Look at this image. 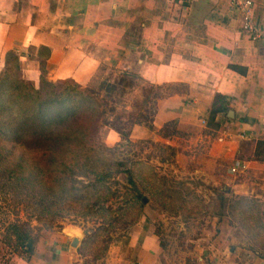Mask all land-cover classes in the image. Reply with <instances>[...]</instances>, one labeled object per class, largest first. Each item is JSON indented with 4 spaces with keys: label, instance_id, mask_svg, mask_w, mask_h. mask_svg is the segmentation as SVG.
Returning a JSON list of instances; mask_svg holds the SVG:
<instances>
[{
    "label": "crops",
    "instance_id": "crops-1",
    "mask_svg": "<svg viewBox=\"0 0 264 264\" xmlns=\"http://www.w3.org/2000/svg\"><path fill=\"white\" fill-rule=\"evenodd\" d=\"M237 1L244 0H0V72L6 54L15 50L23 77L38 87L37 54L46 46L52 81L71 79L85 88L112 71L169 89L156 100L154 130L135 124L130 139L155 135L175 146L183 137L156 136L173 123L187 134L188 147L207 145L210 159L225 161L220 175L231 178L235 195L255 198L263 206L254 237L231 216L214 215L218 232L212 242L193 250L178 243L167 247L157 230L158 214L146 206L143 218L98 259L79 251L85 231L66 224L62 230L43 231L31 254L1 247L0 264H264L259 243L264 235V37L243 33ZM252 1L253 18L264 31V0ZM219 94L229 98L232 113L217 114L212 125ZM121 139L108 128L107 144ZM196 171L210 175L204 168ZM68 225L79 227L82 236L67 233Z\"/></svg>",
    "mask_w": 264,
    "mask_h": 264
},
{
    "label": "trees",
    "instance_id": "trees-1",
    "mask_svg": "<svg viewBox=\"0 0 264 264\" xmlns=\"http://www.w3.org/2000/svg\"><path fill=\"white\" fill-rule=\"evenodd\" d=\"M50 54L46 46L38 49V87L23 77L15 50L6 54L0 72V210L11 215L0 219V243L10 252L31 254L41 232L52 229L59 220H94L99 226L85 230L79 251L98 259L106 253L113 232L127 230L143 218L145 198H155L167 207L171 195L156 183L158 174L152 166L141 160H132L129 166L127 160L113 156L112 147L93 145L97 124L107 113L100 92L71 79H48ZM123 75L138 79L135 74ZM106 85L108 92L116 89L111 82ZM229 111V98L216 95L210 124L217 114ZM153 119L147 125L152 129ZM134 123L144 124L141 119ZM107 125L119 132L122 140L132 142L129 132ZM163 130L168 132L164 137L179 133L173 123ZM160 179L164 181V177ZM238 200L248 202L250 209L255 203L243 196ZM231 208L236 219L233 211L237 207ZM257 217H250L255 227L250 221L246 225L253 237L260 228ZM96 245L101 248L92 249Z\"/></svg>",
    "mask_w": 264,
    "mask_h": 264
},
{
    "label": "rangeland",
    "instance_id": "rangeland-1",
    "mask_svg": "<svg viewBox=\"0 0 264 264\" xmlns=\"http://www.w3.org/2000/svg\"><path fill=\"white\" fill-rule=\"evenodd\" d=\"M115 75L112 71L102 72L90 85L100 92L99 99L105 103L107 109L106 115L97 124L93 145L105 144L112 147L114 149L113 156L127 160L129 166L132 160H141L153 167V171L158 174L156 183L165 188L166 194L171 195V198H168L167 207H164L155 198L147 196L148 200L145 207L148 206L149 209L158 214L157 230L167 247L175 246V243H178V247H182L184 250H193L196 246L200 247L206 245L207 242H212L218 232V226L214 224L215 221L212 219L213 216L216 215L221 218L229 215L233 218L231 206L237 207L233 211L237 218L233 219L239 223L242 230L248 231L247 226L250 222L255 227L256 223L253 220L250 221V217L254 219L256 215L263 213L262 204L258 205L255 198L245 195L243 197L255 201L251 204L252 208L250 209L248 202L238 200L242 196L235 195L231 191V186L228 184L231 178L227 177L228 175H220L221 170L223 171L226 165L225 161L210 159V155L205 149L207 145L188 147L187 142H185L186 139H184L187 134L180 131L176 136L183 137V139L176 142L177 145L175 146L169 142L156 139L155 135L152 138L131 139V143L122 139L114 145L106 143L105 138L110 127L107 124L120 126L121 129L129 133L135 125L134 122L138 119L143 120L144 125H150L152 117L155 116L152 115L156 112L155 98L169 91V89L162 91L161 88L150 87L131 75ZM107 82L113 83L116 89L108 92ZM150 129L154 130V128ZM166 133L168 132L162 129L156 132V136ZM170 146L172 149L169 148ZM201 168L206 169L210 175H200L196 170ZM143 169L149 171L148 168H140V170ZM144 174L146 175L147 172ZM161 177H164V181L160 179ZM238 178L242 177L236 176L235 180ZM116 205L117 203L114 206ZM247 209L251 210V215ZM4 211L6 212V210ZM2 213L0 210V219L1 217L3 219L11 218V215L7 216ZM66 224L80 226L84 231L99 226V222L94 220L85 221L68 218L59 220L50 230H62ZM65 231L72 236H82L79 227L68 225ZM124 231L118 229L113 232L111 242L119 238ZM259 243L264 245V235H262ZM100 246L96 245L92 249L97 250ZM1 247L3 248L2 244L0 252H2ZM2 256L3 253H0V258Z\"/></svg>",
    "mask_w": 264,
    "mask_h": 264
},
{
    "label": "built area",
    "instance_id": "built-area-1",
    "mask_svg": "<svg viewBox=\"0 0 264 264\" xmlns=\"http://www.w3.org/2000/svg\"><path fill=\"white\" fill-rule=\"evenodd\" d=\"M243 13V33L251 39H261L264 37V31L253 18L254 3L252 0L237 1ZM206 123V121H203ZM236 168H232V172H236Z\"/></svg>",
    "mask_w": 264,
    "mask_h": 264
},
{
    "label": "water",
    "instance_id": "water-1",
    "mask_svg": "<svg viewBox=\"0 0 264 264\" xmlns=\"http://www.w3.org/2000/svg\"><path fill=\"white\" fill-rule=\"evenodd\" d=\"M232 113V111H230ZM145 203H147V198L144 199Z\"/></svg>",
    "mask_w": 264,
    "mask_h": 264
}]
</instances>
